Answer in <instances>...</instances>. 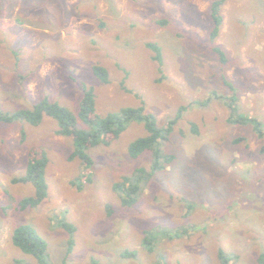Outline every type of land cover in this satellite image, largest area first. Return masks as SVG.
Returning <instances> with one entry per match:
<instances>
[{
    "label": "rangeland",
    "instance_id": "1",
    "mask_svg": "<svg viewBox=\"0 0 264 264\" xmlns=\"http://www.w3.org/2000/svg\"><path fill=\"white\" fill-rule=\"evenodd\" d=\"M212 1L38 0L45 4L31 12L12 0L0 9L1 114L48 99L77 118L82 84L93 90L99 116L142 106L162 128L184 108L161 144L173 162L131 207L114 185L152 164L151 152L128 155L131 142L148 136L143 123L129 122L109 146L88 150L89 167L69 158L73 142L56 133L52 118L39 126L0 123V264H40L13 244L20 225L45 240L50 264H223L220 250L228 264H259L264 136L252 123L264 131V0H225L213 41ZM148 43L159 46L161 69ZM94 65L107 69L108 84ZM232 95L238 115L252 123L230 122ZM35 148L48 158V195L20 211L34 187L12 179L25 175ZM64 223L75 227L70 254Z\"/></svg>",
    "mask_w": 264,
    "mask_h": 264
},
{
    "label": "trees",
    "instance_id": "2",
    "mask_svg": "<svg viewBox=\"0 0 264 264\" xmlns=\"http://www.w3.org/2000/svg\"><path fill=\"white\" fill-rule=\"evenodd\" d=\"M9 1L0 0V9L3 11L7 7ZM225 0H213L211 2V19L213 21V28L210 33V38L213 41L219 32V26L222 19L219 10ZM21 8L26 11L33 12L34 9H40L37 5H44L45 2H38V0H18ZM35 6V8H33ZM161 22V21H160ZM163 22V21H162ZM146 47L153 53V59L157 62L159 68L162 67V54L159 46L156 43H148ZM213 51L218 54L220 59L225 62L226 54L220 47L213 46ZM92 72L96 78L102 83H109V73L106 68L100 65H94ZM223 83L234 90L233 85L223 77ZM123 84V83H122ZM122 88L125 90L124 86ZM82 99L79 105L77 118L64 106L49 101L48 99H41L35 102L31 109L18 110L9 114L0 113V123L10 124L13 122H25L32 126H39L45 116L52 118L57 123L56 133L68 137L73 142V150L70 154V159L77 158L83 162L84 166L91 165V158L88 155V150L99 145L109 146L113 141L117 140L120 135L126 130L129 122L143 123L148 132V136L138 138L131 142L128 147V155L131 159H137L145 152L152 153V164L149 168H139L133 173L124 177L120 182L114 185L115 191L121 197L122 205L131 207L137 200L138 195L142 191V187L146 184L156 173L163 171L170 165L174 157L162 152V143L168 141L173 127L178 122L181 116L180 109L174 119H171L167 124L160 128L157 125L156 118L147 113L144 107L137 108L123 107L118 111L109 112L105 116H99L96 112L95 97L93 90L87 88L84 84L81 85ZM236 96L232 95L230 99L229 109L231 113L232 123L248 124L252 123L250 118H242L237 113L235 106ZM78 119V120H77ZM81 123L79 127L78 123ZM253 130L259 137L264 136V131L261 124L255 121ZM24 137V133H22ZM241 139H236L235 142H240ZM261 153H264V146L261 148ZM48 158L46 153L41 149H32L29 151L27 160V169L24 176L12 179L13 184L30 183L34 187L33 195L22 199L19 202L18 208L20 211L33 209L38 207L48 195V185L45 178L46 166ZM62 227L68 232L70 238L68 240L67 254H70L74 245L75 227L71 224L64 223ZM145 245L148 246V237L144 238ZM13 244L19 248L23 253L34 257L40 264H50L47 253V244L29 225H20L14 229L12 235ZM152 252V248H149ZM123 257H133V252L124 251L121 254ZM219 258L223 264H228L229 260L226 254L219 251ZM259 264H264V253H261L257 259ZM12 264H20L14 261ZM65 264V262H62Z\"/></svg>",
    "mask_w": 264,
    "mask_h": 264
}]
</instances>
